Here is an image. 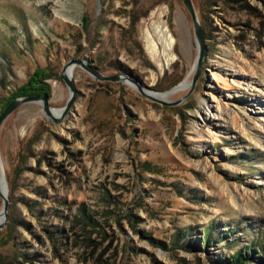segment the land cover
Segmentation results:
<instances>
[{
	"label": "rangeland",
	"instance_id": "obj_1",
	"mask_svg": "<svg viewBox=\"0 0 264 264\" xmlns=\"http://www.w3.org/2000/svg\"><path fill=\"white\" fill-rule=\"evenodd\" d=\"M191 2L207 48L192 89L181 0H0V113L44 70L57 114L71 59L172 104L75 67L59 122L16 109L0 127L16 223L0 229V264H229L246 248L244 264H264V0Z\"/></svg>",
	"mask_w": 264,
	"mask_h": 264
},
{
	"label": "water",
	"instance_id": "obj_2",
	"mask_svg": "<svg viewBox=\"0 0 264 264\" xmlns=\"http://www.w3.org/2000/svg\"><path fill=\"white\" fill-rule=\"evenodd\" d=\"M181 1H182L183 5L185 6L186 10L188 11V14L192 20L194 38H195V42H196L197 50H198L196 61H195V70H194L195 72H194V75L192 77V81L189 85L192 89V87L195 84V82L198 78V75L200 73L201 66H202V63L204 61L207 48H206V44H205L203 29H202V26L198 20L196 11L193 7L191 0H181ZM75 67L82 68L84 71H86L89 75H91L93 78L97 79L98 81L129 83L133 87H135L137 92H139L142 96L148 97L155 102L163 103L165 105H172V104H169L167 102L162 101L161 99L156 98L153 95L148 94L147 91H145L144 89H142L140 87V85L137 81L130 79L126 75L118 74V75H113V76H106V75L101 74V72L97 69V67L92 64L91 60L71 59L65 64V66L62 68L61 73H60L61 79L63 80V82L65 83V85L67 86V88L69 90V97L67 99L66 105L59 111L58 115H53V110L50 108L49 103H48L49 96L47 94H43L41 96L28 95V96L19 97V98H16V99H13L12 101H10V103L0 113V127L3 124V122L16 109H18L22 105L28 104V103L40 104L42 107L43 115L46 118L50 119L54 123L59 122L61 119H63L65 116H67L69 114L70 110L74 106V103L77 99L78 91L75 88L74 80L72 78L73 76L67 75L66 72L68 69H70V68L73 69ZM179 90H182L181 85L172 88L170 91L167 92V94H172V93L179 91ZM0 176L2 178L5 189L7 191L6 196H4L1 192V189H0V199L2 202V208L0 210V229H1L9 219L8 212H9L10 200H9L8 188H7V185L5 183L4 176L2 175V173L0 174Z\"/></svg>",
	"mask_w": 264,
	"mask_h": 264
},
{
	"label": "trees",
	"instance_id": "obj_3",
	"mask_svg": "<svg viewBox=\"0 0 264 264\" xmlns=\"http://www.w3.org/2000/svg\"><path fill=\"white\" fill-rule=\"evenodd\" d=\"M204 39L205 36H204ZM46 74L44 70H37L35 71L32 76L29 78V80L27 81V83L22 86L20 89H18L14 94H12L10 96V98L8 99V101L6 102V104L4 106H2L1 111L4 110V108L10 103V101H12L13 99L19 98V97H25L28 95H37V96H41L43 94H47L48 93V86L46 83H44V79L46 78ZM9 188H10V192H14V186L13 184L9 183ZM9 200H10V196H9ZM89 221L93 222V220H91V218L87 217ZM9 222L12 223V225H14V227L16 226V223L14 221V218H12V216H9ZM206 237L203 239V245H207L210 243V235H211V230L207 229L206 230ZM264 242V240H263ZM251 250L250 248H246L245 250L239 252L237 251L232 258L229 261V264H244L245 262L250 261L251 258Z\"/></svg>",
	"mask_w": 264,
	"mask_h": 264
},
{
	"label": "bare ground",
	"instance_id": "obj_4",
	"mask_svg": "<svg viewBox=\"0 0 264 264\" xmlns=\"http://www.w3.org/2000/svg\"><path fill=\"white\" fill-rule=\"evenodd\" d=\"M56 3H57V4H61V3H59L58 1H57ZM61 5H62V4H61ZM55 12H56L57 14L63 15V14L61 13L60 10H55ZM72 72H73V69L70 68V69L67 70L66 74H67V75H72V76H73ZM186 85H187V84H183V85H181L182 89H184V88L186 87ZM164 98H165V96L163 95V97L160 98V99H164ZM58 114H59V112L56 114V113H55V110H53V115H58ZM0 189H1L2 194H3L4 196H6L7 191H6V189H5V186H4L3 181L0 182Z\"/></svg>",
	"mask_w": 264,
	"mask_h": 264
}]
</instances>
